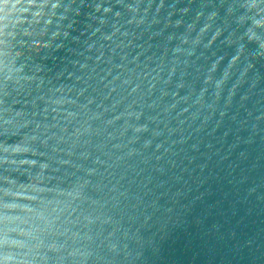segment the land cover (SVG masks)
<instances>
[{"label":"clouds","instance_id":"clouds-1","mask_svg":"<svg viewBox=\"0 0 264 264\" xmlns=\"http://www.w3.org/2000/svg\"><path fill=\"white\" fill-rule=\"evenodd\" d=\"M163 7L0 0V264H158L178 145L264 59V0H229L235 54L202 72L192 60L216 12L157 49ZM85 36L72 58L47 54Z\"/></svg>","mask_w":264,"mask_h":264},{"label":"water","instance_id":"water-1","mask_svg":"<svg viewBox=\"0 0 264 264\" xmlns=\"http://www.w3.org/2000/svg\"><path fill=\"white\" fill-rule=\"evenodd\" d=\"M162 2L160 35L152 38L153 47L162 49L167 35L179 36L189 24L199 30L216 12L196 49L192 69L202 72L218 57H224L223 68L236 51L235 44L229 46L225 38L238 34L232 18L225 15L229 0ZM88 11L81 9L71 35L85 30ZM197 13H201L199 19ZM168 20L172 23L165 27ZM176 20L181 21L179 28L174 27ZM217 28L221 35L205 47ZM84 39L73 42L69 38L62 49L47 54L57 62L72 58ZM143 39L149 40L148 35ZM254 47L247 46L249 51ZM244 63L242 57L237 67ZM248 63L253 66L231 103L225 107L222 95L215 110L186 132L176 149L179 154L165 190L172 208L171 224L157 240L158 264H264V59Z\"/></svg>","mask_w":264,"mask_h":264}]
</instances>
